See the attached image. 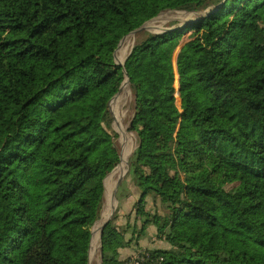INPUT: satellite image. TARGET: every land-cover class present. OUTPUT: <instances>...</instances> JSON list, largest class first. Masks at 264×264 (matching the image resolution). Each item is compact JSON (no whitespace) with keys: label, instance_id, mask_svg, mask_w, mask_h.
<instances>
[{"label":"trees","instance_id":"16d2710c","mask_svg":"<svg viewBox=\"0 0 264 264\" xmlns=\"http://www.w3.org/2000/svg\"><path fill=\"white\" fill-rule=\"evenodd\" d=\"M168 14L194 20L116 63ZM127 77L141 232L169 245L142 264H264V0H0V264L90 263ZM126 235L106 225L101 264H130Z\"/></svg>","mask_w":264,"mask_h":264},{"label":"rangeland","instance_id":"374dc122","mask_svg":"<svg viewBox=\"0 0 264 264\" xmlns=\"http://www.w3.org/2000/svg\"><path fill=\"white\" fill-rule=\"evenodd\" d=\"M172 19L176 21L177 20L180 21L181 25H183L187 21L194 20L192 19V17L188 15L185 16L181 14H168L163 18L150 22L148 24L149 27L148 31L153 33L164 32L169 28H171L169 21H171ZM133 43H134V36L128 37L123 43L122 47L120 48L121 50L117 52L119 53L118 56H120V59L122 60L123 63L125 62L126 57L129 55ZM177 91H178V85H177ZM132 101H133V96L129 84L128 85L123 84V90L120 92V95L114 101H112L110 105L112 120L110 122L111 126H107V128L110 130L111 134L113 135L115 145L120 153V163L113 170V172L110 173L105 179V205L101 219L103 218L104 220H106L108 214H110V210L112 213L113 208L116 207L111 220H114V224L118 226L122 231L123 229L127 230V235H126L127 239L133 241L132 244H130L131 249L134 247L133 250L135 252L137 250H149V248L152 245L151 248L152 250L155 249L165 250V248L166 249L168 248V242L165 239L158 237L154 227L152 226L146 227V230L144 232H141V228L143 226V222L145 219L140 218V216H138L135 207L139 200L138 197L139 195H137V193L135 192H140V191L134 185L133 181L129 177L128 175L129 173L125 175V177L123 178L122 183L119 185L116 191L115 199H113V192L120 178V175L122 172L123 173L127 172L128 168L130 170L129 161L138 146V140L136 135L129 130V124L133 113ZM116 116H120L122 119V124L120 126V129L117 124ZM125 153H128L129 155L128 160H126L127 156ZM124 161H126L124 164L125 166H123ZM180 175L183 180L192 181L190 177H188L186 174H184L181 171H180ZM123 194L128 196L129 194L135 195L134 201L132 200L134 205H127L121 211L118 206V200L122 201ZM145 206H146L145 208L148 209L151 214L154 212H160V202L158 199L155 200L152 197H148L146 199ZM97 223L93 227V231L96 228ZM92 246L94 249H92L93 253L90 252L91 253L90 264H101L102 238L100 236H95L94 238L93 236ZM121 250L119 251V254L122 252ZM119 258L120 260H126L121 256V254L119 255Z\"/></svg>","mask_w":264,"mask_h":264},{"label":"water","instance_id":"95a60500","mask_svg":"<svg viewBox=\"0 0 264 264\" xmlns=\"http://www.w3.org/2000/svg\"><path fill=\"white\" fill-rule=\"evenodd\" d=\"M148 24H149V23H148ZM148 24H146V25H144L143 27H141V28L135 30L134 32H132L130 35H128L127 37H125V38L121 41L120 45L118 46V48H117V50H116V52H115V60H116V63H117V64L124 66V63H120V62L117 61V52L120 50V48L122 47V45H123V43L125 42V40H126L128 37H130V36H135V35H136L137 33H139V32L149 30ZM124 72H125L126 76H128L127 73H126V70H125V69H124ZM129 83H130V80H129V78L127 77V80L125 81L124 85H125V84H129ZM122 90H123V86L121 87L119 93L113 98L112 101H114V100L120 95V92H121ZM112 101H111V102H112ZM110 105H111V103H110ZM129 167H130V166H129ZM128 173H129V168L127 169V172H125L123 175L120 176V178H119V180H118V182H117V184H116L115 190H114V192H113V199H115L116 191H117L119 185L122 183L123 178H124L125 175H127ZM115 208H116V207L113 208V210H112V214H111L110 218H109V219L103 224V226L101 227V230H100V237H101V238H102V236H103L104 228H105L106 225L111 221V218H112V215H113V213H114V211H115ZM93 236H94V231L92 232V241H93ZM91 247H92V243H91ZM90 252H91V249H90ZM89 264H90V263H89Z\"/></svg>","mask_w":264,"mask_h":264},{"label":"crops","instance_id":"0c3cea01","mask_svg":"<svg viewBox=\"0 0 264 264\" xmlns=\"http://www.w3.org/2000/svg\"><path fill=\"white\" fill-rule=\"evenodd\" d=\"M135 193H137V195H139L138 197H140V192H135ZM134 193V194H135ZM130 196V197H129ZM129 196L128 195H125V194H123L122 195V201L121 200H118V206H119V208H120V210L122 211L124 208H125V206H127V205H134V203H133V201H134V196L135 195H131V194H129ZM137 197V198H138ZM133 200V201H132ZM134 248V247H133ZM133 248L131 249V247L130 246H128V247H125L124 249H122L121 251V256L124 258V259H129V258H132L133 256H134V254H135V251L133 250ZM152 248V245H151V247L149 248V250H152L151 249ZM168 248H169V245H168ZM167 248V249H168ZM166 249V248H165Z\"/></svg>","mask_w":264,"mask_h":264},{"label":"built area","instance_id":"2783aa9c","mask_svg":"<svg viewBox=\"0 0 264 264\" xmlns=\"http://www.w3.org/2000/svg\"><path fill=\"white\" fill-rule=\"evenodd\" d=\"M130 260V264H142L144 262V250H137Z\"/></svg>","mask_w":264,"mask_h":264},{"label":"bare ground","instance_id":"6f19581e","mask_svg":"<svg viewBox=\"0 0 264 264\" xmlns=\"http://www.w3.org/2000/svg\"><path fill=\"white\" fill-rule=\"evenodd\" d=\"M120 50H121V49H120ZM118 58H119V62H120V63H123L122 60L120 59V56H118ZM124 60H125V59H124ZM126 85H128V84H126ZM124 152H125V150H124ZM125 154H126V156H127V159H126V160H128V156H129V155H128V153H125ZM125 162H126V161H124L123 166H125V165H124ZM121 168H122V166H121ZM124 170H125V168H124ZM123 174H124V173L122 172L121 175H123ZM121 175H120V176H121ZM110 209H111V208H110ZM111 214H112V213H111V210H110V214H108V217L106 218V220H104V219L102 218V219H103V223H102V225L100 226V229H99V236H100V230H101V227H102L103 224H104V223L110 218ZM92 249H94L93 246H92V248H91V253H93ZM91 253H90V254H91ZM92 259H93V258H92Z\"/></svg>","mask_w":264,"mask_h":264}]
</instances>
